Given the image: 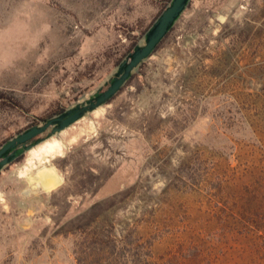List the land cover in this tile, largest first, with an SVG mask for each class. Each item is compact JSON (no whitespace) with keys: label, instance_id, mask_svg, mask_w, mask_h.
<instances>
[{"label":"rangeland","instance_id":"obj_1","mask_svg":"<svg viewBox=\"0 0 264 264\" xmlns=\"http://www.w3.org/2000/svg\"><path fill=\"white\" fill-rule=\"evenodd\" d=\"M170 1L0 0V147L88 99ZM133 74L2 169L0 264H75L85 228L156 264H264V0H190Z\"/></svg>","mask_w":264,"mask_h":264},{"label":"water","instance_id":"obj_2","mask_svg":"<svg viewBox=\"0 0 264 264\" xmlns=\"http://www.w3.org/2000/svg\"><path fill=\"white\" fill-rule=\"evenodd\" d=\"M190 0H171L144 35V44L135 46L118 64L112 76L86 100L58 115L16 134L0 147V172L26 152L69 128L87 114L108 104L124 87L134 71L150 56L173 28Z\"/></svg>","mask_w":264,"mask_h":264},{"label":"trees","instance_id":"obj_3","mask_svg":"<svg viewBox=\"0 0 264 264\" xmlns=\"http://www.w3.org/2000/svg\"><path fill=\"white\" fill-rule=\"evenodd\" d=\"M131 238L117 241L110 236L99 238L89 228L80 230L74 247L75 264H156L153 242L142 237Z\"/></svg>","mask_w":264,"mask_h":264},{"label":"bare ground","instance_id":"obj_4","mask_svg":"<svg viewBox=\"0 0 264 264\" xmlns=\"http://www.w3.org/2000/svg\"><path fill=\"white\" fill-rule=\"evenodd\" d=\"M53 169L54 168L50 165H45V167H43V169H42L44 174H45V177H47L49 179L48 184L45 186V188L52 187L53 185H55V182L58 181V176L56 175V173Z\"/></svg>","mask_w":264,"mask_h":264}]
</instances>
